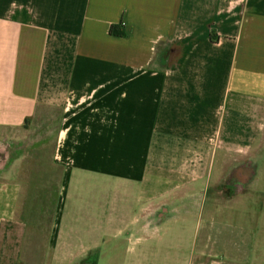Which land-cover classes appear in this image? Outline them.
Masks as SVG:
<instances>
[{"label": "crops", "instance_id": "0c3cea01", "mask_svg": "<svg viewBox=\"0 0 264 264\" xmlns=\"http://www.w3.org/2000/svg\"><path fill=\"white\" fill-rule=\"evenodd\" d=\"M41 109L46 264H247L201 224L264 135V0H0V141ZM20 198L0 171V264L22 257Z\"/></svg>", "mask_w": 264, "mask_h": 264}, {"label": "rangeland", "instance_id": "374dc122", "mask_svg": "<svg viewBox=\"0 0 264 264\" xmlns=\"http://www.w3.org/2000/svg\"><path fill=\"white\" fill-rule=\"evenodd\" d=\"M56 119L55 111L38 110L0 141V171L21 185L19 216L25 222V243L19 264L48 263L60 179V169L50 160ZM205 199L202 214L209 216V222L201 224L202 230L226 237L219 247L234 258L264 264V135L250 146L248 156L209 187Z\"/></svg>", "mask_w": 264, "mask_h": 264}, {"label": "trees", "instance_id": "16d2710c", "mask_svg": "<svg viewBox=\"0 0 264 264\" xmlns=\"http://www.w3.org/2000/svg\"><path fill=\"white\" fill-rule=\"evenodd\" d=\"M117 27L116 25H111L110 28H109V32L113 35H117V36H121V37H124L125 36V33L123 31H118L117 30ZM120 27V26H119Z\"/></svg>", "mask_w": 264, "mask_h": 264}, {"label": "flooded vegetation", "instance_id": "af4514ba", "mask_svg": "<svg viewBox=\"0 0 264 264\" xmlns=\"http://www.w3.org/2000/svg\"><path fill=\"white\" fill-rule=\"evenodd\" d=\"M240 186L244 187L245 185H240Z\"/></svg>", "mask_w": 264, "mask_h": 264}]
</instances>
